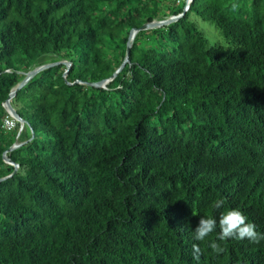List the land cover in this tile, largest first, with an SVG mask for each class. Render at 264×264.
I'll return each mask as SVG.
<instances>
[{
    "label": "trees",
    "instance_id": "16d2710c",
    "mask_svg": "<svg viewBox=\"0 0 264 264\" xmlns=\"http://www.w3.org/2000/svg\"><path fill=\"white\" fill-rule=\"evenodd\" d=\"M183 10L0 0V264H196L193 244L199 264H264V240L216 255L219 229L193 239L219 198L264 233V0H193L127 56L131 31ZM58 62L16 92L5 130L26 74Z\"/></svg>",
    "mask_w": 264,
    "mask_h": 264
},
{
    "label": "clouds",
    "instance_id": "9594fccd",
    "mask_svg": "<svg viewBox=\"0 0 264 264\" xmlns=\"http://www.w3.org/2000/svg\"><path fill=\"white\" fill-rule=\"evenodd\" d=\"M183 12L186 13L187 11L183 10ZM181 16L183 15L172 19L178 20ZM16 122L18 121L16 120ZM211 207L214 210L224 209V211L219 218L213 215L200 217L197 226L193 230V239L204 242L211 234L216 233L217 229H219L217 240L209 243V247L216 255L225 251V249L217 241L246 239L250 243H259L264 240V233L258 232L256 225L247 221V217L244 215L242 210L239 208H225V201L223 198L213 200ZM192 255L196 264H199L201 258V248L198 244H193Z\"/></svg>",
    "mask_w": 264,
    "mask_h": 264
},
{
    "label": "water",
    "instance_id": "95a60500",
    "mask_svg": "<svg viewBox=\"0 0 264 264\" xmlns=\"http://www.w3.org/2000/svg\"><path fill=\"white\" fill-rule=\"evenodd\" d=\"M184 14H185V12H183L182 15H184ZM175 21H176V19H172V18H171V19H169V20H167V21L156 22V23H150V24L144 25V26H142V28H140V29L137 30V31H131V32H130V35H129V40H128V43H127V56H128V54H129V49H130V46H131V44H132V41H133V39H134V37H135V35H136L137 32H139V31H146V30L155 29V28H159V27H162V26H165V25L171 24V23H173V22H175ZM126 61H127V59H126ZM126 61L122 64L121 69H122V67H124ZM51 66H53V65L43 66V67H40V68H38V69H36V70H33V71L27 73L26 76H25V79L23 80V82H22V83L16 88V90H15V91L9 96L8 100L6 101L5 105L7 106L8 111L13 115V117H14L18 122L20 121V119H19L18 115L15 113V111L12 109V107H11V105H10V101L15 97L16 92L19 91L20 89H22L23 86H24V85H25V84H26L31 78H33L37 73H39V72H41V71H43V70H45V69H48V68H50ZM66 74H67V72L65 73V75H66ZM115 76H116V75H114V77H115ZM94 86H95V87H99L100 85H99V84H96V85H94ZM10 151H12V150H10ZM0 181H1V180H0Z\"/></svg>",
    "mask_w": 264,
    "mask_h": 264
},
{
    "label": "rangeland",
    "instance_id": "374dc122",
    "mask_svg": "<svg viewBox=\"0 0 264 264\" xmlns=\"http://www.w3.org/2000/svg\"><path fill=\"white\" fill-rule=\"evenodd\" d=\"M189 20L190 21H197L199 27L203 30V33L206 37V39L209 42L210 47L215 48V47H223V48H228V45L225 41V39L222 37L221 33L219 32V30L215 27L214 24L203 21L201 19L196 18L195 16H193V14L189 15ZM156 23V22H154ZM64 63V62H62ZM60 64V62L58 63H54V64H48L46 66L49 65H58Z\"/></svg>",
    "mask_w": 264,
    "mask_h": 264
},
{
    "label": "built area",
    "instance_id": "2783aa9c",
    "mask_svg": "<svg viewBox=\"0 0 264 264\" xmlns=\"http://www.w3.org/2000/svg\"><path fill=\"white\" fill-rule=\"evenodd\" d=\"M168 1L177 6L184 5V11H188L193 0H168ZM8 114L9 116L4 120L3 128L7 131H10L15 127L16 120L13 118L12 114L9 111Z\"/></svg>",
    "mask_w": 264,
    "mask_h": 264
}]
</instances>
